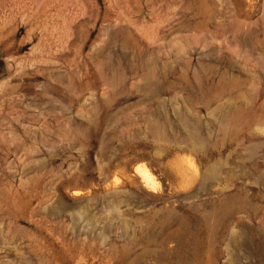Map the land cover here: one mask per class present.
<instances>
[{
  "label": "rangeland",
  "instance_id": "rangeland-1",
  "mask_svg": "<svg viewBox=\"0 0 264 264\" xmlns=\"http://www.w3.org/2000/svg\"><path fill=\"white\" fill-rule=\"evenodd\" d=\"M0 264H264V0H0Z\"/></svg>",
  "mask_w": 264,
  "mask_h": 264
}]
</instances>
